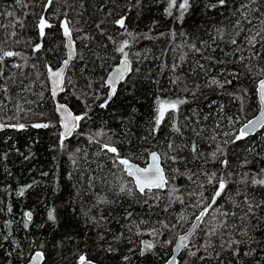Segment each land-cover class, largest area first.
I'll list each match as a JSON object with an SVG mask.
<instances>
[{"label":"trees","instance_id":"16d2710c","mask_svg":"<svg viewBox=\"0 0 264 264\" xmlns=\"http://www.w3.org/2000/svg\"><path fill=\"white\" fill-rule=\"evenodd\" d=\"M190 2L189 13L183 21H177L174 19L179 15L176 10L173 17L164 13L166 0H139V3L137 0H53L47 10L44 7L47 0H24L26 7L16 5L14 0H0V13H4L0 15V25L4 26L0 27V39L16 33L3 47L22 53L19 57L6 58L0 65L4 73L0 84L9 88L7 93L0 91V122L14 124L18 121L29 125L24 130H0V264H22L35 249L44 253L42 264H77L80 254L102 264H161L170 256L173 244L165 246L163 242H174L176 235L199 214L201 208L193 205L200 199L201 193L205 203L210 202L213 194V186L206 183L205 175L189 180L192 172H216L218 176L232 172V180L240 181L243 173L252 175L264 169V128L235 143H224L233 139L234 129L237 130L240 123L251 118L258 107L255 88L261 77L256 74L255 68L253 72H248L245 65L264 66V48L258 43L255 49H251L244 43V37L255 35L264 17L255 21V29L249 33L241 31L249 25L240 12H235L241 0H228L226 7L211 10L205 5L215 3V0ZM253 7L258 8L259 5H250L249 9L241 11L255 16L256 13L250 12ZM7 11H13L15 19L8 17ZM65 13L72 26L80 31L73 32L77 55L65 75V91L60 99L79 115L87 112V117L79 122L77 130L65 140V147L61 149L58 118L48 92L45 65L56 66L66 55L60 27ZM40 15L53 25L45 30L47 35L43 40L36 27ZM121 16L126 17L128 31L135 39L127 34L121 35L124 30L113 23ZM16 19L22 20L24 27L15 24ZM237 20H240L239 28L234 27ZM218 28L223 29V39L214 43L213 37L217 36ZM109 36L117 43L125 39L130 41V47L125 50L129 52L132 71L126 81L118 85L117 95L108 107L101 108L107 92V87L102 86L105 77L121 58L115 51L117 44L109 40ZM231 39H236L237 45H231ZM37 43L42 44V48L34 52L32 48ZM192 44L200 51H194ZM237 47L242 51L232 55ZM213 48L216 50L213 51ZM254 51L260 53V58H251ZM225 52L229 55L226 56ZM241 55L245 58L242 63L239 61ZM209 56L215 57V60L205 58ZM216 60H224L225 63L219 64ZM174 63L180 65L175 73L171 70ZM198 63L203 64L206 71L200 69ZM14 64L22 67H13ZM231 72L237 73L236 79L229 75ZM178 75L182 77V82L172 84L171 80ZM211 77L221 82L232 80V84H226L223 89L205 86ZM68 79L71 84L67 83ZM89 84L91 87H88ZM196 84L201 85L198 91ZM185 85L196 92L195 97L191 91L185 90ZM29 87L30 90L22 91V88ZM97 96L100 98L97 99ZM158 96L181 98L188 102L180 105L178 112L170 113L172 118H166L160 129L152 133ZM18 104L25 112L17 114ZM205 115L207 120H204ZM8 117L16 118L9 120ZM229 118L238 120V123H229ZM40 122H51L54 126L30 127ZM173 123L181 128L182 135L172 131ZM200 127L205 131L197 137L193 129ZM98 132L106 135L97 137L99 143L90 142V137ZM225 132H232L233 135L224 136ZM212 136L216 139L212 140ZM169 141L179 148L171 154L183 158L177 163L162 159L170 180L169 188L174 186L179 190L175 193L179 199H170L168 189L159 193V200H149L152 207L144 205L143 198L137 202L126 194L117 196L115 193L119 184L130 178L113 167V154L101 152V145L110 143L121 156L144 164L147 152L152 149L163 157L169 151ZM193 141H196L201 154L199 159L191 151ZM217 145L222 154L218 153V158L213 160L211 153ZM223 159L229 162L227 168L219 162ZM244 160L249 163L241 167ZM174 169H179L184 175H178ZM89 178H95L92 188L88 186ZM100 178L107 182H102ZM29 184L33 187L28 188L23 196L16 195L21 186ZM201 184H204L203 188ZM238 189L261 201L264 200V188H246L244 183L230 182L226 194L218 200L224 211L237 213L236 217L229 216L227 219L229 225H236L229 231L243 241L239 257L221 250L218 247L220 240L215 237L216 251L221 253L219 260L215 252L211 259L201 261L189 257L187 250H183L178 256L179 264H221V261L223 264H257L258 261L264 264V210H257L254 219H239L247 206L233 207V201L242 203L244 199L243 195H236ZM97 194L114 203L97 206ZM9 206L11 213L8 212ZM53 207L57 216L55 224L47 220V211ZM29 210L33 219L29 229L25 230L22 217L24 211ZM128 211L133 216L126 221L124 217ZM101 216L107 219L99 225L90 220V217L99 219ZM216 216L213 213L205 218L206 222L201 223L190 241V248L192 244L199 246L206 242L208 237L205 232L211 227L210 222H215ZM141 220L147 223L139 224ZM6 221H12L10 228L6 226ZM160 222L174 224L175 228L166 229ZM129 224H139L145 233L156 227L161 235L137 236L134 226L132 231L128 230ZM245 231L247 236L242 234ZM9 232L11 236L5 240L3 237ZM141 240L157 242L156 247L145 256H140ZM109 246L116 251L109 252ZM129 249L135 251L130 252ZM250 249H255V252L244 256L243 253ZM197 255H205L203 249ZM124 256H129L130 260L124 261Z\"/></svg>","mask_w":264,"mask_h":264},{"label":"snow or ice","instance_id":"6c2138e0","mask_svg":"<svg viewBox=\"0 0 264 264\" xmlns=\"http://www.w3.org/2000/svg\"><path fill=\"white\" fill-rule=\"evenodd\" d=\"M15 4L20 7H26L27 5L24 3V0H14ZM53 3V0H47V4L44 6L45 10H47L48 6H50ZM137 3H139V0H137ZM228 3V0H215V3H207L205 5L206 8L209 10L216 9V8H223L226 7ZM167 6L164 8V13L169 16L173 17V11L176 10L179 15L175 16L174 19L177 21H183L186 14L189 13L190 8L192 7V4L190 0H166ZM250 5H259L258 8L253 7L250 9V12H254L257 15L250 16L249 14L245 13L244 11H241L242 9H249ZM235 12H240L241 15L244 17L246 23L249 25V28L247 29H241V31H246L251 33L255 29V21L257 19H260L261 17H264V0H241V3L239 7L235 9ZM235 12H233V15H235ZM4 13H0V15H3ZM6 15L8 17H12L15 19V13L13 11H7ZM115 25H117L120 29H123V34H127L130 37H133L135 39L133 33L128 31L127 24H126V17L121 16L119 19H116L113 21ZM15 24H19L20 27H24V23L22 20L16 19ZM13 25V27L15 26ZM240 20H237L234 27L239 28ZM0 27H4L3 25H0ZM39 36L43 40L46 37V29L53 27L52 24L48 22V20L45 18L44 15H40L37 25H36ZM60 27L63 30V37H64V47L67 49V58L62 62L63 67L53 70L52 67L45 65L47 68V78L48 81L51 84V95L53 98L57 96L59 92L65 91V69L68 67L69 62L76 56V49H75V41L73 39V32L74 31H80V29H76L74 26H72V21L67 18V13H65V19L60 22ZM99 28L100 25H97ZM217 36L213 37V42L217 39L222 40L223 39V29H216ZM102 34H104L102 30ZM16 33L12 32L9 34L8 37H5L3 39H0V65H3V62L6 58L11 57H19L22 56V53L15 52L12 50H6L3 45L7 43L8 39L15 36ZM175 35V33H173ZM237 35H239V32H237ZM109 40H112L113 43H116L117 46L115 48V51L120 54V61L119 64L109 73L107 79L104 81V84L102 86H106L108 88L107 97L104 99V102L100 104L101 108L108 107L109 103L113 100V98L117 95V84L123 83L126 81L127 75L132 71L131 62L129 59V52H127L125 49L130 47V41L128 39H125L120 42H116L113 37L109 36ZM259 38V39H258ZM17 43L19 41H16ZM236 39H231L230 44L231 45H237ZM244 43L250 47L251 49H255L256 45L259 43L261 44V47L264 48V20H261V27L259 30L255 31V35H246L244 37ZM42 48V44L37 43L33 45L32 50L34 52L40 51ZM191 48L194 51L199 52L200 49L196 47L195 44L191 45ZM216 49L213 48V51ZM242 49L240 47H237L232 55H235L236 52H240ZM225 55H229V53L225 52ZM209 60H215V57H205ZM252 59H258L260 58L259 52H253ZM244 56L239 57V61L242 63L244 60ZM234 63L236 61H233ZM216 63L222 64L225 63L224 60H216ZM13 67L21 68L22 65L20 64H14ZM35 67V66H33ZM180 67L179 64H173L171 67L172 72H176L177 69ZM198 67L200 69H205V66L203 64L198 63ZM245 68L248 72H253V68H255L256 74L260 76L256 82V92L258 95L259 100V110L260 115L257 116L253 120H248L246 123H244L238 130H235V135L232 140H225L224 143H235L236 141H239L249 135V133L253 130H255L257 127L264 128V66H249L245 65ZM138 71V69H137ZM206 71V69H205ZM233 77V79L237 78V73L231 72L229 73ZM0 79H4V73L3 68L0 67ZM182 82L181 76H176L175 79L171 80L172 84H180ZM68 84H71V80H67ZM232 84V80H225L224 82H221L216 77H211L209 81L206 82L205 86L211 87V86H218L219 88L223 89L225 85ZM88 87H91L89 84ZM134 87V85H133ZM196 90L198 91L201 88L200 84L195 85ZM30 90V87L28 89H23L22 91ZM186 91H191V94L193 97L196 96V92L192 91L191 89H188L185 85ZM0 91H3L7 93L9 91V88L5 84H0ZM231 95V94H230ZM97 99L100 97L97 96ZM27 102V101H25ZM188 101L186 99H166L157 97L155 101V108H154V125L152 128V133H156L159 129L162 123L165 121L166 118L171 119L172 117L169 115L170 113L174 114L179 111L180 105L187 103ZM214 103V102H213ZM135 111V109H133ZM222 111V107H221ZM25 112V109L17 105V114ZM56 112L59 114V125L62 131L59 133V144L61 149L65 147V140L70 137L76 129L79 127V122L87 117V112H85L83 115H74L65 104L57 103L56 104ZM16 117H8L7 119H15ZM208 116H204V120H207ZM191 123V121H190ZM196 123H199V120L196 121ZM229 123L235 124L238 123L237 121H233L231 118H229ZM54 125L51 124V122H40V123H33L30 125L32 128L40 129V128H49ZM29 125H26L24 123H20L17 121V123L10 124V123H4L0 122V130H3L4 128H14L17 130H24ZM217 128L220 127L219 124L216 125ZM172 131L176 132L177 134L182 135V130L180 127H178L175 123L172 125ZM195 131V134L197 137L201 136V134L205 131L203 127H200L198 130L193 129ZM102 133H96L94 137H90V142L99 143V140L97 137H100ZM224 136H232V132H225L223 133ZM212 140L216 139V136L211 137ZM168 152L163 154V157L160 153L156 151H151L148 153V163L145 167H140L139 165L132 162L131 157H123L120 155L118 149L110 144V143H104L101 145V152L107 154L112 153V164L113 167L116 168L120 173H122L124 176L129 177L130 180L123 181L119 184L118 191L115 193L117 196H120L121 194H126L130 198L137 199V202H139L140 198H143V204L148 205L152 207V205H149L150 199H157L159 200L161 197L159 193L165 191L166 189L169 190V198H175L179 199L178 196H175V193L179 190L175 188L174 186L169 188L170 180L168 176L165 173V169L162 166V159L165 160H171L172 163H177L183 158L178 155H173L171 153H175L179 150L178 146L175 145L173 141L168 142ZM191 151L195 154V158L199 159L200 153L198 152V146L196 141L192 142L191 145ZM77 152H79V149H77ZM222 154V150L219 145H217L216 150L211 153V157L213 160L217 159V154ZM6 156V154H5ZM28 157H25L27 159ZM207 161H205L206 163ZM221 165L224 168L228 167V160L223 159L219 161ZM75 163V160L73 161ZM249 163L248 160H244L241 163V167H244ZM174 171L178 175H184V173H181L179 169H174ZM42 175L47 176L48 173H42ZM200 175L206 176V183L208 185L213 186V194L210 198V202L205 203V198L203 197V194L201 193L200 199L197 201L196 204L193 205V207H199L201 208L199 214L196 216V221H200L201 223L206 222L205 218L211 216L213 213H216L217 216L215 218V222H210L211 227L205 232V235L208 237L206 242L203 245H195L192 244V247L190 248V235L191 233H185L183 235H179L176 238L175 241V247L173 249L174 252L179 251L181 249L187 250L189 257H195L198 260L206 261L208 259H211L213 256V252H215V257L219 260L221 253L216 251L217 245L214 243L213 238L218 237L220 240V243L218 247L223 251H229L232 256L239 257L240 255V245L243 243L242 240H238L234 237L233 233L229 231V228L235 229L236 225L231 224L229 225L228 217H236L237 213L235 212H228L224 211L221 206L218 205V200L221 198L224 194H226V190L228 188V185L230 182H237V183H244L245 187H252V188H264V169H261L259 172L254 173L252 175H249L248 173H243L241 176L240 181H233L232 177L234 173L228 172L226 175L221 174L217 175L216 172H192L191 175H189V180H192L193 177H199ZM174 178V177H173ZM95 178H89L88 186L89 188H92L94 185L92 183V180ZM102 182L106 183L107 181L103 178H100ZM218 185V187H217ZM33 187L32 184L21 186L16 195L23 196L28 188ZM201 188L204 187V184L200 185ZM137 193L139 196L137 197ZM237 196L243 195L244 199L242 203L240 201H233V207L234 208H243V205L247 206L246 211L243 212V215L239 217V219L243 220L245 218H256L257 210H264V200L256 201L255 197H249V194L244 190H237L236 192ZM231 199V198H230ZM181 203H183V200H180ZM114 203V201H110L105 196L97 194L96 197V205H110ZM2 211V209H0ZM165 211H167V208H165ZM8 212H12V208L8 207ZM133 216V213L131 211H128L126 213V216L124 219L126 221L130 220ZM33 219V213L32 211H24L23 217H22V223L23 228L25 230L29 229V226L32 223ZM106 217L101 216L99 219L97 217H90V220L93 224L99 225L102 221H106ZM183 219V217H181ZM47 220L49 222H52L53 224L57 223V216H56V210L55 208H49L47 211ZM147 223L144 220H141L139 224H145ZM162 226L166 229H173L175 228V225H169L167 223L160 222ZM6 226L9 228L11 227L12 221H6ZM139 224H129L127 225L128 230L132 231L133 226L136 228L135 235L141 236V235H150L152 237H158L161 235V232L158 228L153 227L150 230L145 233L143 229L140 228ZM42 227V226H41ZM237 234H240L237 232ZM243 235L247 236V232H243ZM11 236V233L9 232L8 236H4L3 238L5 240L9 239ZM103 239V237H101ZM115 239H119V237H115ZM157 242H153L151 240H141L140 241V250L139 255L145 256L147 253L152 252L153 249L156 247ZM173 240H167L164 241L163 244L166 246L168 244H172ZM2 247V245H0ZM42 247V245H41ZM203 249L205 255H197L198 252ZM212 251H209V250ZM109 252H114L116 249L109 246L107 249ZM130 252H134L135 249H129ZM255 252V249H250L249 251H246L243 253L244 256L252 255ZM11 255V253H8ZM124 261H129V256H124L122 258ZM44 260V253L41 251L34 252L30 259L29 264H41V262ZM77 264H92V261L88 260L84 254H80L77 260ZM165 264H179V262L176 260L175 256H172L171 259L167 260ZM221 264L223 262L221 261ZM239 264V262H237ZM259 264V261L257 262Z\"/></svg>","mask_w":264,"mask_h":264},{"label":"water","instance_id":"95a60500","mask_svg":"<svg viewBox=\"0 0 264 264\" xmlns=\"http://www.w3.org/2000/svg\"><path fill=\"white\" fill-rule=\"evenodd\" d=\"M62 38H63V42H64V37H63V33H62ZM73 39H74V37H73ZM75 41V40H74ZM66 49V48H65ZM75 49H76V43H75ZM76 51H77V49H76ZM66 52H67V49H66ZM119 61H120V59L109 69V71H108V73H107V75H106V78H105V80L107 79V77H108V75H109V73L119 64ZM130 62H131V60H130ZM132 64V63H131ZM50 67H52V66H50ZM61 67H63V63H61V65L58 67V68H56V69H53V70H57V69H59V68H61ZM53 68V67H52ZM68 68V67H67ZM67 68L65 69V71L67 70ZM45 78H46V81H47V84H48V92H49V95H50V97H51V100H52V102H53V106H54V112H55V114L57 115V117H58V119H59V114L56 112V104L57 103H61V104H65L67 107H68V109L74 114V115H77V114H75L74 113V111L70 108V106L66 103V102H64V101H62L61 99H60V95L63 93V92H59L58 94H57V96L55 97V98H53L52 97V95H51V84H50V82L48 81V78H47V69H46V72H45ZM118 85V84H117ZM107 93H108V88H107V92H106V97H107ZM257 95V94H256ZM257 103H258V107H257V110H256V112H255V114H254V116H252L251 118H247L246 120H244L242 123H240L239 124V126H238V128H237V130L244 124V123H246L248 120H253V119H255L257 116H259L260 115V110H259V100H258V95H257ZM58 126H59V133H60V131H62V129L60 128V125H59V121H58ZM258 129H259V127H257L255 130H253V131H251L250 133H249V135L247 136V137H249V136H251V135H253V134H256L257 133V131H258ZM69 138V137H68ZM67 138V139H68ZM151 151H156V152H158L157 150H155V149H152V150H150L149 152H151ZM148 152V153H149ZM148 153H147V163H148ZM133 163H135L134 161H132ZM146 163V164H147ZM135 164H137V163H135ZM146 164L144 165V166H141V165H139V164H137V165H139L140 167H145L146 166ZM166 173V172H165ZM200 225H201V222L200 221H196V216L193 218V220L191 221V223L186 227V229L185 230H183L181 233H179L178 235H176V237H175V240H174V242H173V244H172V247H171V254H170V256L163 262V263H161V264H165V262L167 261V260H169V259H171V257L172 256H175L176 257V260H178V256H179V254L184 250V249H181V250H179V251H176V252H174L173 251V249H174V247H175V241H176V238L179 236V235H183V234H185V233H191V235H190V237H189V239H190V241L192 240V238H193V236H194V234L198 231V229H199V227H200ZM36 251H41L40 249H35L32 253H31V255L34 253V252H36ZM41 252H43V251H41ZM31 257V256H30ZM87 258V257H86ZM30 259V258H29ZM29 259L28 260H26L24 263H22V264H29ZM88 260H90V261H92V264H102V263H100L99 261H96V260H92V259H89V258H87ZM43 262V261H42ZM42 262H41V264H42Z\"/></svg>","mask_w":264,"mask_h":264},{"label":"bare ground","instance_id":"6f19581e","mask_svg":"<svg viewBox=\"0 0 264 264\" xmlns=\"http://www.w3.org/2000/svg\"><path fill=\"white\" fill-rule=\"evenodd\" d=\"M63 45H64V43H63ZM65 48V47H64ZM65 51H66V49H65ZM76 55H77V51H76ZM67 58V52H66V55H65V57H64V59H62L61 61H60V63L58 64V65H56V66H52L53 67V69H56V68H58L60 65H61V63L65 60ZM76 58V56H74V58L69 62V65H68V68H69V66H70V64H71V62L74 60ZM68 68H67V70L65 71V75H66V73H67V71H68ZM106 78V77H105ZM120 84V83H119ZM118 84V85H119ZM118 85H117V88H118ZM255 90H256V88H255ZM256 94H257V92H256ZM257 96V95H256ZM54 107V106H53ZM75 114H77V115H79L78 113H76V112H74ZM57 116V115H56ZM254 116V115H253ZM58 118V117H57ZM58 121H59V119H58ZM261 128H259L258 129V131L260 130ZM77 130V129H76ZM257 131V132H258ZM135 162V161H134ZM135 163H137V162H135ZM147 163V161L144 163V164H139V163H137V164H139V165H141V166H144L145 164ZM162 166H163V164H162ZM240 230V229H239ZM42 251V250H41ZM30 258V257H29Z\"/></svg>","mask_w":264,"mask_h":264},{"label":"rangeland","instance_id":"374dc122","mask_svg":"<svg viewBox=\"0 0 264 264\" xmlns=\"http://www.w3.org/2000/svg\"><path fill=\"white\" fill-rule=\"evenodd\" d=\"M57 131H58V134H59V127H58ZM103 142H106V141H103ZM103 144H104V143H103ZM148 152H149V151H148ZM148 152H147V153H148Z\"/></svg>","mask_w":264,"mask_h":264},{"label":"flooded vegetation","instance_id":"af4514ba","mask_svg":"<svg viewBox=\"0 0 264 264\" xmlns=\"http://www.w3.org/2000/svg\"><path fill=\"white\" fill-rule=\"evenodd\" d=\"M74 37V36H73ZM75 40V39H74Z\"/></svg>","mask_w":264,"mask_h":264}]
</instances>
